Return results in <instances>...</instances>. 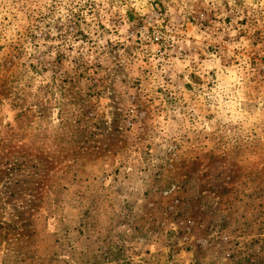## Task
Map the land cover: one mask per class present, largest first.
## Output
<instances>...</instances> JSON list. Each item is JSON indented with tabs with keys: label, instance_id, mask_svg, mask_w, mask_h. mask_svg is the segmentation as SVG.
I'll list each match as a JSON object with an SVG mask.
<instances>
[{
	"label": "rangeland",
	"instance_id": "374dc122",
	"mask_svg": "<svg viewBox=\"0 0 264 264\" xmlns=\"http://www.w3.org/2000/svg\"><path fill=\"white\" fill-rule=\"evenodd\" d=\"M0 264H264V0H0Z\"/></svg>",
	"mask_w": 264,
	"mask_h": 264
}]
</instances>
